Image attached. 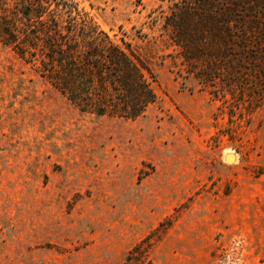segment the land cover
<instances>
[{"label":"rangeland","instance_id":"374dc122","mask_svg":"<svg viewBox=\"0 0 264 264\" xmlns=\"http://www.w3.org/2000/svg\"><path fill=\"white\" fill-rule=\"evenodd\" d=\"M63 1L142 62L155 100L80 111L0 41V264H264V87L190 72L171 22L200 0Z\"/></svg>","mask_w":264,"mask_h":264},{"label":"trees","instance_id":"16d2710c","mask_svg":"<svg viewBox=\"0 0 264 264\" xmlns=\"http://www.w3.org/2000/svg\"><path fill=\"white\" fill-rule=\"evenodd\" d=\"M75 12V14H74ZM171 25L190 72L232 96L264 87V0H200ZM63 0H0V41L80 111L135 118L155 100L145 66ZM78 18V19H77ZM249 84V85H248Z\"/></svg>","mask_w":264,"mask_h":264},{"label":"water","instance_id":"95a60500","mask_svg":"<svg viewBox=\"0 0 264 264\" xmlns=\"http://www.w3.org/2000/svg\"><path fill=\"white\" fill-rule=\"evenodd\" d=\"M226 159H227L228 161H230L231 159H233V154H227V155H226Z\"/></svg>","mask_w":264,"mask_h":264}]
</instances>
